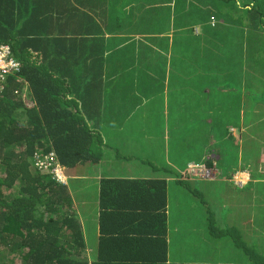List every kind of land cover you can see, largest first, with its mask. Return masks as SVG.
<instances>
[{
  "label": "trees",
  "instance_id": "trees-1",
  "mask_svg": "<svg viewBox=\"0 0 264 264\" xmlns=\"http://www.w3.org/2000/svg\"><path fill=\"white\" fill-rule=\"evenodd\" d=\"M109 2L0 0V45H9L19 64V70L0 85V264H87V260L90 264H141L130 257L147 251L139 244L145 240L163 248V255L152 264H166L164 181L157 185L150 180L96 179L101 191L94 196L100 215L97 246L93 256L88 252L80 261L77 257L86 255V241L77 201L66 185L33 165L36 151L54 152L66 168L86 161L97 170L98 161L108 166L117 160V166L122 165L119 135H113L117 136L114 148L106 140V133L116 128L112 109L131 94L127 87L141 95L135 92L131 101L149 94L147 75H153L154 83L162 69L147 66L141 72V61L155 50L150 37L141 46L124 40L125 35H145L146 19L129 14L122 18L117 9L110 10ZM115 39L120 42L110 48ZM126 48L138 55H124ZM179 70L183 75V69ZM174 71L171 78L179 75ZM24 90L29 103L22 98ZM104 147L114 156H104ZM164 163L162 157L152 166L160 170ZM211 163L212 159L205 160L206 165ZM180 177L178 182L189 181ZM143 187L146 191L141 194L137 188ZM147 190L148 196L138 205ZM155 195H159L156 202ZM122 199H128L135 214L123 210L116 217L115 208ZM146 231L148 239L142 237ZM137 232L140 237L134 235Z\"/></svg>",
  "mask_w": 264,
  "mask_h": 264
},
{
  "label": "rangeland",
  "instance_id": "rangeland-1",
  "mask_svg": "<svg viewBox=\"0 0 264 264\" xmlns=\"http://www.w3.org/2000/svg\"><path fill=\"white\" fill-rule=\"evenodd\" d=\"M109 6L122 18L129 14L146 19L145 35H151L155 50L145 56L147 63L141 61V72L147 66L164 69L155 75L156 81H165L164 93L160 88V96L139 105L132 121L121 125L125 131L118 132V139L131 149L120 160L121 167L111 161L107 168V162L98 161L97 170L86 161L69 169L68 188L77 201L87 248L78 260L88 252L93 256L97 246L100 215L94 196L101 192L99 169L128 178L143 158L134 154L138 144L129 133L167 132L168 149L159 140L141 146H150L159 162L162 157L169 161L161 156L169 152L180 161V170L172 171L175 177L186 167L187 157L214 172L210 180H174L165 190L168 264H264V0H111ZM119 42L115 39L110 48ZM131 50L123 54L138 55ZM166 68L178 69L179 75L171 78ZM27 97L24 90L22 98L29 103ZM128 101L133 103L130 97ZM114 138L106 133L109 142ZM208 158L210 166L205 164ZM141 166L151 173L147 164ZM245 177V183L237 184Z\"/></svg>",
  "mask_w": 264,
  "mask_h": 264
},
{
  "label": "crops",
  "instance_id": "crops-1",
  "mask_svg": "<svg viewBox=\"0 0 264 264\" xmlns=\"http://www.w3.org/2000/svg\"><path fill=\"white\" fill-rule=\"evenodd\" d=\"M148 37H151V35H140V34L139 35H132V36L125 35L124 40L125 41H130V42L136 41V42H138V44H135V45L141 46L142 44L147 43ZM140 43H142V44H140ZM146 59H145V62H147ZM162 70H164V69H162ZM165 70L168 71L169 74L172 71V69L169 70L168 68H166ZM176 71H178V69H175V71H174L175 74L177 73ZM154 80H155L154 83H156L155 85H153V80H151V77L149 75V77L145 80V82H146L145 89L148 90L150 93L147 94V95H145V97H143L144 100H143V98L142 99L140 98L139 101H132L133 103L131 105H129L128 97H130L132 94H134L137 89L128 88V87L126 88V90L129 89L132 92H131L130 95H127L125 98L120 99L119 104H118L119 105L118 106L119 109L115 108V106L113 107V109H112L113 112H114L113 119H114V121L116 123V125H115L116 128L115 129H110L111 132H108V135L109 136L114 135L116 133L118 135V132L119 131L124 132L125 130L122 129V126L121 125H124V123L127 124V123H129V122L132 121L133 116L135 115L136 111H138L139 105H141L142 103H149L150 102L149 98L152 97V96H160V93H159L160 90L159 89L163 87V84H164L165 81H156V80H158V77L157 76L154 77ZM164 80H165V78H164ZM119 89H120V87L118 86L117 87V90H119ZM162 90H163V93H164V88H162ZM120 91H121V89L119 90V92ZM126 93H129V92L126 91ZM135 94L140 95L137 92ZM130 98H132V97H130ZM133 98H135V97H133ZM134 103H137V104L134 105ZM120 110H123L122 112L124 113V116L122 118H118V116L116 114ZM117 123H119V124H117ZM231 130H233V129H229L228 131L230 133H232ZM129 131H131V130H129ZM129 131H126V132H129ZM121 132H119V133H121ZM175 134H177V133L175 132ZM128 137H131L130 139L132 141H134L135 143L138 144V145L135 146L136 151H135L134 154L139 155V158L141 156L143 157V159H142L143 162L140 163V165L139 164L136 165L137 172L131 173L129 176H126L128 178H124V176H121L122 173H120L118 175L116 173H114V174H107V172H102V169L100 168L99 169V175L96 177V179H104V180H111V179H114V180L120 179L121 180L122 179V180H148V181L150 180L149 183H152V181H154V184H157V185H158V181L159 180H162L165 183L166 189L169 187V183L170 182H172L174 180L176 182L179 181V179H178L179 177H175L176 175L174 173H175V171L180 170V167L182 166V163L180 161H176L175 158H172L170 152L167 155H165L163 153L162 155H164L167 159H169V161H166V164L164 163V168H162V170L156 171L155 168H153L152 164L155 165V163H157V160L154 157L151 156V152H150L151 147L150 146H147L145 144L143 146H141L142 143H145L147 141H150V140H155V141L156 140H159L162 143V146L165 147L166 149H168L169 148L168 142L170 141V136L167 134V132H164L162 135L161 134H157L155 136H147V135H143V134L140 135L137 132H136V135H135V132H132V133H129V136ZM114 140L115 139H112L110 141L112 143V144L110 143V145L113 148H114V145H113L114 144ZM115 144H117V143H115ZM130 150L131 149L127 148L124 145V143H123L122 148L118 149V153H119L118 159H119V161L123 157H127V153H130L129 152ZM111 151H112L111 149H109L107 147H104V149L102 150L101 153L104 154V156H107V155L111 154L110 153ZM171 153L172 154H175L173 152H171ZM157 154H159V152H157ZM262 158L264 159V154L262 155ZM116 161L117 160H114L113 163H112L114 165V167H118ZM123 161L124 160H122V163H123ZM185 161H187V164H188L192 160H189L188 159V160H185ZM262 162L264 163V160ZM146 163L150 167V170L152 169V171H151L150 174H147L146 171H145V169H144V167L141 166L142 164H146ZM134 164H135V161H134ZM105 167L109 168V166H107V165H105ZM70 168H73V166L72 167L65 168L67 174H68V172H70V170H69ZM165 169L167 171H163ZM183 169L184 170L181 172V175L185 171L186 167L183 168ZM71 171H76V170L73 169ZM169 171H170V174H169ZM172 171H174V173H172ZM180 181H183V180H180ZM156 189H158V188H156ZM137 190H141V188H137ZM144 191H146V190H144ZM149 192L150 191H148L147 193L145 192V194L142 197H139V200H138V203H137L138 205L142 201H145V198L148 196ZM168 196H169L168 193H166V205H165L166 214H167L166 215V229H165V234H164V238H163L164 243L162 244L164 246V248H165V259H164L165 261H164V263H166V264L169 263V253H167L168 252V249H169L168 248V243H169V235H168V233H169V231H168V228H167ZM158 198H159V195H155V197L152 198V199H154V201L156 202ZM152 199H150L148 201V206L152 205L151 204ZM127 200L128 199H122L121 201L118 202L119 206H118V208H115L116 217H118L119 215H121L122 214L121 211H123V210H125V212L128 211V212H130L132 214H135L132 211L133 209H131V207H130L131 204H129V202ZM76 208H77V206H76ZM191 218L192 217H189L190 222H192ZM134 235L136 237H140V234L138 232L137 233H134ZM142 237H144L145 239H148V237H149L148 232L146 231L145 234ZM140 244L142 246L146 247L147 248V251L144 250L142 254L140 253V256L137 253L132 254V257H130V258L131 259H137V261H139L141 264H145L144 263V260L147 261L146 260L147 258H150L151 262L154 263V262H156V261H158L160 259L158 257V255H163V252H162L163 248L161 247V245H155V246H152V244L151 245H148V241L147 240H145V242H142L141 241ZM100 247L102 248V250L108 251V249H106L104 246H101L100 245ZM151 251L154 254H156V255L151 254L150 253ZM142 259H144V260H142ZM87 264H90V261L87 260ZM149 264H151V263L149 262Z\"/></svg>",
  "mask_w": 264,
  "mask_h": 264
},
{
  "label": "built area",
  "instance_id": "built-area-1",
  "mask_svg": "<svg viewBox=\"0 0 264 264\" xmlns=\"http://www.w3.org/2000/svg\"><path fill=\"white\" fill-rule=\"evenodd\" d=\"M19 70V64L12 56V50L9 45H0V85L9 74H13ZM34 164L38 169L49 170L57 180H62V171L57 162L54 152H48L45 155L35 153L33 156ZM214 172L204 164H194L189 162L186 166L183 175L185 178L197 179H212ZM195 178V179H193ZM247 177L240 179L237 184H243L247 181Z\"/></svg>",
  "mask_w": 264,
  "mask_h": 264
},
{
  "label": "clouds",
  "instance_id": "clouds-1",
  "mask_svg": "<svg viewBox=\"0 0 264 264\" xmlns=\"http://www.w3.org/2000/svg\"><path fill=\"white\" fill-rule=\"evenodd\" d=\"M211 24L213 25V21L211 22ZM2 45V44H1ZM36 153H39V154H41V155H45V154H47V153H45V154H43V153H41V151H36ZM35 154V153H34ZM56 155V154H55ZM34 156V155H33ZM57 158V157H56ZM32 159H33V157H32ZM57 162H58V160H57ZM58 164H59V166H60V168H61V171H62V180H57L53 175H52V173L49 171V170H43V169H38L37 168V166L34 164V161H33V165L38 169V170H42V171H45V172H47L49 175H50V177H51V179H53L54 181H56V182H59L60 184H63V185H66L67 187H68V183H67V180H68V174L66 173V170H65V166H63V165H61L59 162H58ZM79 163H77V164H75V165H78ZM75 165H72V166H75ZM72 166H69V167H72ZM183 176V178H184V175H182ZM181 178V177H180ZM182 179V178H181ZM183 180H185V178L183 179ZM192 180V179H191ZM76 206H77V204H76Z\"/></svg>",
  "mask_w": 264,
  "mask_h": 264
}]
</instances>
